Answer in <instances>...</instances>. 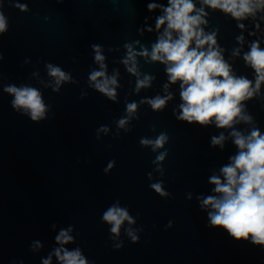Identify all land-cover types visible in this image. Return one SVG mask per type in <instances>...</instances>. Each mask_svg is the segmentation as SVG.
Returning <instances> with one entry per match:
<instances>
[{
  "label": "water",
  "instance_id": "1",
  "mask_svg": "<svg viewBox=\"0 0 264 264\" xmlns=\"http://www.w3.org/2000/svg\"><path fill=\"white\" fill-rule=\"evenodd\" d=\"M29 12L11 6L12 0H2L9 18V30L0 36V86L24 83L39 89L42 99L51 105L48 118L39 123L14 112L11 97L0 87V264L13 258L24 264H39L52 244L54 233L49 224L71 223L79 232L75 244L95 264H264V251L246 242H234L226 234L206 228L205 214L197 208L195 199L185 200L186 191L210 194L207 177L218 172L236 148L231 138L224 149L209 147V137L229 129L214 126H187L175 120L172 109L180 103L177 85H170L173 99L163 111H153L139 101L156 94L163 95L167 82L164 66L137 56V68L154 79L148 88L134 92L136 77L128 73L121 60L125 56V41H138L133 48L148 50L156 40V32L143 30L153 25L158 12L145 10L146 0H22ZM166 4L167 0H156ZM206 31L218 29L217 42L225 49L223 55L237 75L249 80L253 70L240 56L231 57L233 48L248 50V44L264 36V23L255 31L251 20L244 21L245 43L235 37L241 33L236 22L220 10L207 9ZM48 19L45 20L44 17ZM142 29V34L137 29ZM105 46L106 74L116 73L117 100L110 101L86 85L87 73L97 69L92 62L90 43ZM111 46V50H108ZM264 48V43L260 45ZM231 57V59H230ZM27 58L28 62L22 64ZM75 60V62H73ZM45 62L59 64L71 71L75 83L62 84L52 91V78ZM81 92L87 95L79 99ZM137 101L136 117L119 130L115 120L125 115L126 102ZM246 111L255 126L264 131V83L260 95L244 101ZM178 110V109H177ZM110 126L109 133L95 139V129ZM234 127L246 133L250 125ZM167 131L169 149L164 163L165 187L172 198H160L148 188L146 172L153 170L151 161L156 152L139 144L141 137L154 139ZM160 151L159 149L157 152ZM114 168L105 175L102 168L109 159ZM159 174L153 170V179ZM118 200L127 206L139 229V240L130 242L121 227L119 249L108 239L107 225L100 222L101 212ZM168 220L172 226L165 228ZM32 239L45 242L44 250L33 255L28 250ZM53 264H56L53 258Z\"/></svg>",
  "mask_w": 264,
  "mask_h": 264
},
{
  "label": "clouds",
  "instance_id": "2",
  "mask_svg": "<svg viewBox=\"0 0 264 264\" xmlns=\"http://www.w3.org/2000/svg\"><path fill=\"white\" fill-rule=\"evenodd\" d=\"M62 3L63 0H56ZM12 7L20 12H29L26 2L12 0ZM146 12H158L154 24L147 25L148 16L143 17L145 28L148 32H156V40L151 44V49L141 47L139 51L133 48L138 41L123 44L125 56L121 63L128 73L136 77L134 92L141 88H148L154 79L151 75L141 77L137 68V56L144 57L146 61L159 62L164 66L167 82L163 84V95L156 94L145 97L139 101L146 103L153 111H163L168 101L173 99L169 91L170 85H177L180 103L172 109L176 121L187 126L229 129L228 136L224 132L209 137V147L224 149V141L230 137L236 152L228 157V162L219 167L218 172H213L207 177L211 185L210 194L203 192L186 191L185 200L191 202L195 199L197 208L205 214V227L226 234L232 241L246 242L259 246L264 251V131L255 126L253 117L246 111L243 103L254 95H260L261 84L264 83V36L252 40L248 50L241 52V48H233L231 57L240 56L244 64L254 73L252 80L243 75H237L229 60L223 53L225 49L217 42L218 29L206 31L208 26V11L220 10L229 15L236 22V27L241 33L235 37L238 44L245 43L243 30L246 20H251L255 31L249 35H256L264 23V0H167L166 4L156 0H146ZM2 0H0V36L9 30V18L4 13ZM48 19L47 16L44 17ZM142 34V29L138 28ZM92 62L98 65L87 73L86 85L89 89L115 102L117 100L118 82L116 73L106 74L104 49L101 43H90ZM111 50V46L107 47ZM230 57V59H231ZM4 59L0 53V61ZM28 62L27 58L22 64ZM75 62V60L73 61ZM47 74L52 78V91L59 92L62 84L75 83L76 78L71 71L64 70L61 65L45 62ZM0 76V79H5ZM3 93L11 99L10 107L21 116L27 117L31 122L39 123L48 118L51 109L42 99L39 89L21 83H5ZM87 95L81 92L79 99ZM137 101L126 102L125 115L115 120L117 135L119 130L128 131L127 125L131 119L137 118ZM178 109V110H177ZM245 123L250 125L244 133L237 130L234 125ZM110 126L101 124L95 129V139L99 141L102 135L109 133ZM169 142L167 131H161L154 139L141 137L139 144L150 146L156 152L151 161L154 171L159 178L153 179V170L146 172L148 188L160 198H172V193L165 187L164 161L169 149L165 145ZM160 150L157 152V150ZM115 159H109L102 172L107 175L115 166ZM100 222L107 225L108 239L117 241L112 245L119 249L122 241L119 240L122 225L124 233L130 242L139 240L138 231L131 227L135 217L130 214L127 206H120L118 200L110 203L100 214ZM173 221L168 220L165 228H170ZM49 230L54 233L52 244L49 245L45 255L40 256L39 264H95L90 260L81 247L77 244L69 248L67 245L75 244L79 232L74 225H58L55 221L49 224ZM45 248V242L32 239L28 250L37 255ZM9 264H24L22 259L13 258Z\"/></svg>",
  "mask_w": 264,
  "mask_h": 264
}]
</instances>
